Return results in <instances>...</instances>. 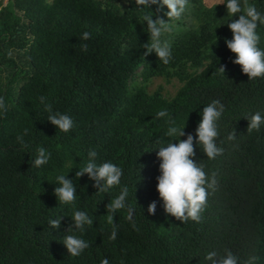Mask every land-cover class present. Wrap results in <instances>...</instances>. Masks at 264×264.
I'll return each mask as SVG.
<instances>
[{"label": "trees", "instance_id": "trees-1", "mask_svg": "<svg viewBox=\"0 0 264 264\" xmlns=\"http://www.w3.org/2000/svg\"><path fill=\"white\" fill-rule=\"evenodd\" d=\"M248 3L264 16V0ZM214 5L188 0L175 22L189 17L194 26L183 24L161 36L171 44L165 65L155 52L144 55L150 34L142 17L167 19L166 6L157 12L156 5L138 6L135 0L0 2V96L9 108L0 117V264H100L104 258L109 264H210L206 255H224L225 249L237 264L250 257V264H264V124L248 133L245 118L256 112L264 117V77L248 80L232 63L227 23L239 14L231 17L225 4ZM85 31L91 33L88 40L81 39ZM256 32L264 50V24L258 22ZM81 44L88 45L86 52ZM152 77L175 78L181 85L167 99L160 88L145 90ZM40 97L52 113L72 118L69 132L47 120L51 113ZM216 99L224 105L216 141L223 154L208 159L195 145L191 158L209 179L216 173L217 190H209L200 222L182 223L164 212L156 191V140L162 146L171 142L165 135L170 126L195 137L203 107ZM160 110L168 116L158 118ZM233 131L236 138L227 140ZM39 147L51 157L31 167ZM91 150L98 165L111 162L123 171L120 185L108 194L98 193L87 174L75 176ZM60 174L76 186L73 204H61L54 195ZM122 187L128 188L126 204L135 209L136 228L125 218L127 210H118L113 241L106 205ZM152 201L154 215L147 210ZM76 210L93 223L83 233L66 232ZM58 216L60 228H50L48 221ZM70 234L90 245L79 256L69 255L62 243Z\"/></svg>", "mask_w": 264, "mask_h": 264}, {"label": "clouds", "instance_id": "clouds-1", "mask_svg": "<svg viewBox=\"0 0 264 264\" xmlns=\"http://www.w3.org/2000/svg\"><path fill=\"white\" fill-rule=\"evenodd\" d=\"M51 6L53 0H46ZM138 6L156 5L157 12H160L165 6L167 11L164 15L167 19L157 16L152 18L151 14H144L142 19L147 22L150 41L143 44L145 49L144 55L155 52L159 61L163 64H169L172 58L171 44L167 40H161V36L166 32H171L173 25L170 21L179 20L188 6V0H135ZM217 4H225L227 13L232 17L239 14L237 19L227 23V27L232 33L231 39H226L227 48L235 54L232 63L238 64L241 72L246 74L248 80H255L264 77V50L258 47L260 37L256 32L258 22L264 24V16L257 10L256 6L249 4L248 0H217ZM91 38V33L85 31L81 34L82 40ZM81 51L88 50L87 44H81ZM218 70L224 74L225 66L220 65ZM40 102L44 104L45 97H40ZM45 110L51 113L47 120L61 132H69L73 127V120L66 114L52 113L51 105L44 104ZM8 104L3 96H0V117H6L8 112ZM224 111V105L220 100L216 99L203 107L201 119L195 129V137L192 134H186L183 128L170 126L165 133L166 137L172 138L171 142L161 145L159 139L156 140L158 151L156 156L159 159V175L156 177V191L159 199L162 201V207L166 214L175 217L176 220L184 223L188 220L200 222L201 213L204 211L209 190L213 193L217 190L216 173L213 172L211 179L206 175L203 166L199 165L191 157L195 156V145L202 147L203 153L208 159H215L218 155L223 154V148L217 147V138L219 136L217 129V120ZM158 118L168 116L167 110H160L156 113ZM248 120L247 132L253 130L259 131L261 124H264V117L259 112L245 117ZM174 124V122H170ZM28 129H24V134L28 133ZM186 136L185 139L180 137ZM178 138V139H177ZM236 138L235 131L227 136V140L232 141ZM17 140L24 149L29 145L23 140L22 135L17 136ZM176 142L173 143L172 141ZM51 157V153L44 147L37 149V155L31 162V167L39 168L46 164ZM97 152L91 150L88 153V162L86 165L77 170L75 176L81 177L87 174L91 179L93 187L98 193H109L113 188L120 185L123 171L120 167L111 162L96 163ZM56 182L59 186L53 189L54 195L61 204H73L76 200V186L72 179L67 178L66 174L56 176ZM128 196V188L122 187L119 195L107 203L106 209L109 213L107 217L108 224L111 225V234L109 240H115L117 237V225L113 221V216L118 210L126 209V219L136 228L133 220L135 209L126 204ZM156 201H152L148 205L149 214L154 215L156 211ZM63 216L48 221L49 227L59 229ZM93 218L84 211H74L71 222L66 228V232L75 233L79 231L83 233L85 225L91 226ZM139 231V229H136ZM62 243L67 249L69 255L79 256L90 245L84 239L75 234L67 235L63 238ZM225 254L220 255L216 251L209 252L205 259L210 264H237V257L228 249L224 250ZM255 257H250V261ZM245 262V264H250ZM100 264H109V260L104 258Z\"/></svg>", "mask_w": 264, "mask_h": 264}, {"label": "rangeland", "instance_id": "rangeland-1", "mask_svg": "<svg viewBox=\"0 0 264 264\" xmlns=\"http://www.w3.org/2000/svg\"><path fill=\"white\" fill-rule=\"evenodd\" d=\"M117 4H121L122 0H115ZM1 3H4V0H0ZM204 4L209 6L212 4H216L217 0H203ZM173 25V28H179L183 24L191 25L194 26L193 20L191 18L187 17L183 19V24L175 21L170 22ZM181 85V83L175 79V78H169V79H164L163 77H152L146 82V87L145 90L148 93H151L153 90L160 88V93L162 94L163 97L165 98H171L177 88Z\"/></svg>", "mask_w": 264, "mask_h": 264}, {"label": "built area", "instance_id": "built-area-1", "mask_svg": "<svg viewBox=\"0 0 264 264\" xmlns=\"http://www.w3.org/2000/svg\"><path fill=\"white\" fill-rule=\"evenodd\" d=\"M4 1H6V0H4Z\"/></svg>", "mask_w": 264, "mask_h": 264}]
</instances>
